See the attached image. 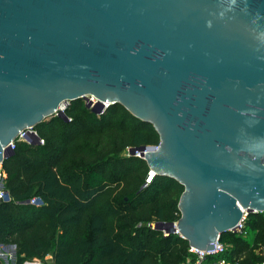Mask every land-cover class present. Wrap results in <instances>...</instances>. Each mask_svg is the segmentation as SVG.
Masks as SVG:
<instances>
[{"label":"water","instance_id":"obj_1","mask_svg":"<svg viewBox=\"0 0 264 264\" xmlns=\"http://www.w3.org/2000/svg\"><path fill=\"white\" fill-rule=\"evenodd\" d=\"M87 94L158 136L128 148L182 186L175 223L153 227L211 250L264 211V0H0V164L19 130Z\"/></svg>","mask_w":264,"mask_h":264},{"label":"trees","instance_id":"obj_2","mask_svg":"<svg viewBox=\"0 0 264 264\" xmlns=\"http://www.w3.org/2000/svg\"><path fill=\"white\" fill-rule=\"evenodd\" d=\"M63 111L69 119L51 114L33 125L42 143L17 141L0 164L8 193L0 200V243L14 244L13 264L47 253L50 264L192 260L186 239L152 226L177 220L182 186L159 174L146 182L144 159L121 154L156 145L151 124L119 103L96 114L76 98ZM33 196L41 204L30 203ZM243 231L220 233L224 250L204 263H264V211L245 215Z\"/></svg>","mask_w":264,"mask_h":264},{"label":"built area","instance_id":"obj_3","mask_svg":"<svg viewBox=\"0 0 264 264\" xmlns=\"http://www.w3.org/2000/svg\"><path fill=\"white\" fill-rule=\"evenodd\" d=\"M82 100H83L84 103L87 100L90 103H95L97 101L96 97L94 95H92V94H87L85 96V98H82ZM108 104H109L108 102H103L102 103V108L100 109V111L97 114L102 113V111L108 106ZM63 107H64L63 105L60 106L61 109H63ZM36 135L37 134H36L35 130L33 129V127H26L24 129H21V130H19L17 132V134L15 135V137L8 142L7 147H8V149L12 150L13 147H14V145H15V143L17 141H24L26 143H33L34 140H35V136ZM42 142H43V140L38 137L37 138V141L35 143H42ZM151 146H154V145H151ZM127 151H128V148H127ZM2 176H3V173L1 171V165H0V200H5L8 197L5 198L4 195H3L4 188H3V183H2ZM145 181L148 182L149 179L145 177ZM28 201L30 203H34V204H41V200L38 197H36V196H33V197L29 198ZM244 218H245V213L243 212L240 220L235 225L236 231H238V232H244L243 231V221H244ZM173 223H175V221ZM161 231L163 232V234H165V231L163 229H161ZM172 233H176L177 235H179L178 234V231L176 229H174L172 231ZM7 248H9V251L8 252L7 251L5 252V251H3V249H2V247L0 245V258H3L4 259V258L7 257V258H9L11 260V256L13 258L12 249L14 248V244H12V243L11 244H8ZM224 248H225V246L222 243V241H220L219 237L215 239L214 246H213V248L211 250L198 249V248H195V247H192V246H189L188 245L187 250L193 254V259L190 260L187 257L183 262H181V264H206L203 261L206 255L221 253L224 250ZM224 262L227 263L226 261H224L223 258H220L214 264H220V263H224ZM234 264H236V263H234ZM262 264H264V263H262Z\"/></svg>","mask_w":264,"mask_h":264},{"label":"rangeland","instance_id":"obj_4","mask_svg":"<svg viewBox=\"0 0 264 264\" xmlns=\"http://www.w3.org/2000/svg\"><path fill=\"white\" fill-rule=\"evenodd\" d=\"M121 154H123V155H127V154H128L127 148H126L125 150H123V151L121 152ZM1 171H2V170H1ZM2 183H3V180H2ZM247 237L250 238V234H248ZM6 251L8 252V251H9V248H7ZM10 252H11V251H10ZM50 256H51L50 253H47L42 259H38V262H40L41 264H48V263H47V260H48V258H49ZM30 260H31V259H30ZM6 262H7L8 264H11L12 259L10 260L9 258H7ZM30 264H31V263H30ZM34 264H36V263H34ZM37 264H39V263H37ZM220 264H229V263H228V262H227V263L224 262V263H220Z\"/></svg>","mask_w":264,"mask_h":264},{"label":"crops","instance_id":"obj_5","mask_svg":"<svg viewBox=\"0 0 264 264\" xmlns=\"http://www.w3.org/2000/svg\"><path fill=\"white\" fill-rule=\"evenodd\" d=\"M2 173H3V172H2ZM3 176H4V173H3ZM3 176H2V178H3ZM10 244H11V243H10ZM0 245H1L2 249H3V251L6 252V249H7L8 243H7V244L0 243ZM6 260H7V257L4 258V259H3V258H0V264H8V263L6 262ZM13 261H14V252H13V258H12V262H11V264H13ZM47 263H48V264L51 263V262H50V257L48 258ZM22 264H23V263H22Z\"/></svg>","mask_w":264,"mask_h":264},{"label":"bare ground","instance_id":"obj_6","mask_svg":"<svg viewBox=\"0 0 264 264\" xmlns=\"http://www.w3.org/2000/svg\"><path fill=\"white\" fill-rule=\"evenodd\" d=\"M11 255H12V254H11ZM11 259H12V256H11ZM30 263H31V264H34V263L37 264L38 262H37V261H31V262H27L26 264H30Z\"/></svg>","mask_w":264,"mask_h":264}]
</instances>
